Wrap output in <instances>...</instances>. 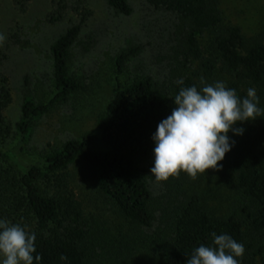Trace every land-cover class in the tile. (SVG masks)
<instances>
[{"label":"trees","instance_id":"16d2710c","mask_svg":"<svg viewBox=\"0 0 264 264\" xmlns=\"http://www.w3.org/2000/svg\"><path fill=\"white\" fill-rule=\"evenodd\" d=\"M22 10L29 0H14ZM118 13L130 16L128 0H105ZM157 10L175 14L181 23L178 52V75L163 86L149 77L120 88L111 110L103 119L101 139L104 152L91 148L96 138L70 140L61 149L45 155L44 166L22 161L26 137L34 121L50 108L66 100L79 88L68 71L71 48L91 13H81L78 23L59 37L51 52L55 96L46 104L27 97L17 123L20 142L17 148L4 150L13 134L5 111L12 103L9 79L0 72V219L20 224L35 233L38 264H98L96 255L104 252L103 243L87 222L81 202L71 185L69 166L78 159L94 172L99 191L132 225L151 229L156 220L151 192L135 175L138 158L154 155L153 136L158 124L171 115L174 98L182 88L223 82L241 99L249 88H255L262 110L255 120L237 122L243 134L228 132L235 141L219 164L227 167L235 187L245 201L241 212L218 214L209 207L204 195L182 188L173 180L166 182V198L161 225L147 236L152 247L146 264H186L200 245L214 246L212 233L227 234L244 245L239 264H264V33L246 38L240 27L225 24L220 0H146ZM67 5L62 0L52 21L63 19ZM211 37L203 49L199 35ZM117 59L119 73L131 54ZM5 59L0 55V66ZM183 83H179V81ZM61 255L67 256L62 261ZM34 264L37 262L34 260Z\"/></svg>","mask_w":264,"mask_h":264},{"label":"rangeland","instance_id":"374dc122","mask_svg":"<svg viewBox=\"0 0 264 264\" xmlns=\"http://www.w3.org/2000/svg\"><path fill=\"white\" fill-rule=\"evenodd\" d=\"M62 0H29L25 10L14 0H0V55L5 59L0 72L8 77L12 103L4 115L13 127V134L4 150L17 148L20 135L17 123L27 97L37 104H46L55 96L51 47L69 27L89 11L82 31L71 48L69 74L80 88L66 100L53 105L34 121L26 137L22 161L44 166L43 158L62 148L70 140L92 136L91 148L107 150L101 139L100 126L111 110L117 92L129 84L151 77L163 86L178 75L177 59L181 23L177 16L157 10L146 0H128L133 12L125 16L105 0H63L67 5L63 19L52 21ZM225 24L241 28L246 38L264 33V0H220ZM203 49L211 37L199 35ZM138 49L127 59L121 73L117 59L123 53ZM155 156L138 158L135 175L147 184L152 195L155 215L151 229L139 228L125 220L116 206L98 189L94 172L81 159L72 163L68 172L71 185L82 204L91 230L103 243L104 252L94 256L98 264H146L152 247L147 236L161 225L166 198V182L181 183L182 188L204 195L216 213L241 212L245 205L232 174L225 166L198 173L193 179L181 171L166 181L152 176ZM4 257L0 255V264ZM261 264L259 258L257 263Z\"/></svg>","mask_w":264,"mask_h":264},{"label":"clouds","instance_id":"9594fccd","mask_svg":"<svg viewBox=\"0 0 264 264\" xmlns=\"http://www.w3.org/2000/svg\"><path fill=\"white\" fill-rule=\"evenodd\" d=\"M5 39L0 35V41ZM183 83V81H179ZM182 88L174 98L175 108L162 120L153 136L155 141L152 176L166 181L181 171L193 179L209 169L219 170V162L231 150L235 141L229 140L228 132L243 134L242 128H234L237 122L255 120L261 115L257 106L259 98L255 88H249L245 98L238 97L234 89L223 82L214 86L204 84ZM213 245H200L186 264H239L245 248L227 234L212 233ZM36 235L20 224L0 219V255L2 264H34L42 259L36 253ZM62 261L67 256L61 255Z\"/></svg>","mask_w":264,"mask_h":264}]
</instances>
